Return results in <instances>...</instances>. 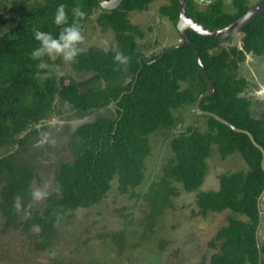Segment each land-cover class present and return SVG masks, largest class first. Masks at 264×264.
<instances>
[{"label": "trees", "instance_id": "16d2710c", "mask_svg": "<svg viewBox=\"0 0 264 264\" xmlns=\"http://www.w3.org/2000/svg\"><path fill=\"white\" fill-rule=\"evenodd\" d=\"M153 1L122 0L117 7L105 9L96 0H0L1 224L25 236L31 250L49 251L58 242L61 225L75 210L100 205L113 191L133 200V206L122 215L119 226L104 225L92 238L108 241L117 255L140 247L147 252L145 238L172 207L179 187L194 192L196 214L201 217L229 211L208 242L215 252L197 264H264V240L258 233L264 195L261 152L246 133L232 130L211 115H201L203 124H198L200 115H195L193 105L206 84L192 50L186 45L172 50L179 43L175 40L170 46L146 51L141 42L145 31L131 21L132 13L146 11ZM199 2L185 0L187 12L210 29L228 25L251 6L246 0H231L233 10L228 11L224 0H210L202 7ZM61 4L66 19L56 24L54 16ZM76 7L83 17L75 15ZM158 12L176 29V0H165ZM92 18L112 32L115 48L90 45L84 49L82 39L75 45L69 68L62 71L58 69L62 52L33 56L41 47L35 31L59 39L65 27L75 24L83 37ZM188 35L213 85V92L200 100L199 108L248 131L264 151V108L254 112L246 94L250 79L240 69L247 59L264 69V11L244 26L238 44L235 36L213 39L192 31ZM117 53L128 56L126 64L114 59ZM188 112L194 117L184 124ZM85 116L89 119L67 133L73 158L53 168L51 189L46 190L43 205L36 206L31 193L41 181L25 158L36 159L32 144L28 145L30 135L39 137L53 118L63 126V118ZM158 134L163 135L161 155L147 170L150 140ZM213 148L218 154L214 158L223 161L236 153L247 168L223 172L218 175L217 189L201 190ZM129 235L133 240L127 245ZM88 240H82V245ZM155 243L156 252L146 253L150 259L160 253L161 240ZM57 256L53 252L52 261L46 264H67Z\"/></svg>", "mask_w": 264, "mask_h": 264}, {"label": "rangeland", "instance_id": "374dc122", "mask_svg": "<svg viewBox=\"0 0 264 264\" xmlns=\"http://www.w3.org/2000/svg\"><path fill=\"white\" fill-rule=\"evenodd\" d=\"M198 1H200V7L205 4V1ZM256 1L246 0L251 5ZM164 2L165 0H154L146 11L135 12L131 15V21L138 23L145 31V36L141 42L147 46L146 51H156L163 46L174 44L175 40L179 41L176 29L165 16L160 15L158 12L159 6ZM16 4L19 3H14V6ZM11 5H13V2ZM22 7H24L23 3H21ZM224 8L228 11L233 10L231 0H224ZM237 39L238 35L235 36L234 41H237ZM90 45L101 48H115V39L112 32L108 29L103 30L95 23L93 18L84 27L81 46L85 49ZM53 56L60 55L55 54ZM69 61L65 60L62 54V63H60L58 69L60 71L68 69ZM255 63L254 59H247L241 64L240 69L247 77H250L256 74ZM263 95L264 88L261 92V97ZM193 117L188 112V114L184 115L183 123H190ZM86 119H89V116L63 118L60 121L64 123L63 126H58L60 119L53 118V124L42 128L39 137L34 134L30 135V139H32L28 145L32 144L36 159L30 156L25 158L35 167L40 176L41 183L36 184L35 189L43 192L51 189L53 168L59 161L73 158L71 150L67 146V133H70L69 130L71 128ZM203 119L200 115L197 120L198 124H201ZM170 132L158 131L155 133ZM164 135L166 136V134ZM162 140L163 135L160 134L154 138L151 137L152 151L149 160L147 159V170L154 165L157 156L161 155ZM24 153L26 155L31 154L29 151ZM214 155L218 156L215 148H213V152L208 158V165L210 164L209 172L200 187L201 190L217 189L218 175L223 172L247 168L244 160L236 153L229 155L223 161H220L219 157L216 158L217 156L214 158ZM178 189V195L172 199V207L168 208L161 218H158L157 225L154 226V233L145 238V240H148L144 244L147 252H145L143 247H140L135 252L128 253L124 250L117 255L108 241L103 242L92 238L94 233L102 229L104 225L109 228L119 226L122 215L128 214L133 206V200H128L124 196L118 197L112 191L100 205L93 206L90 209L75 210L61 225L58 242L49 251L37 252L31 250L25 236L17 230L5 229L0 219V264H46L48 260L49 262L52 261L53 252H57V258L64 259L67 264H90L94 261L100 264H116L118 262L125 264H197L203 258L207 260L209 255L215 252L214 249L209 248L208 242L216 229L225 222V216L229 211L210 213L206 217H201L196 214L194 192H185L179 187ZM44 200L45 196L39 200H34V204L41 206ZM115 209L117 210L115 211ZM261 210L263 213L258 233L259 238L264 240V195L261 199ZM129 229L130 227L127 230L129 231ZM134 232L138 233V230L134 229ZM88 237V242L82 245L81 241ZM157 238L161 240L160 253L157 258L151 257L152 260L147 254L152 256L156 252L155 242ZM132 240L133 237L129 235L127 237V245Z\"/></svg>", "mask_w": 264, "mask_h": 264}, {"label": "water", "instance_id": "95a60500", "mask_svg": "<svg viewBox=\"0 0 264 264\" xmlns=\"http://www.w3.org/2000/svg\"><path fill=\"white\" fill-rule=\"evenodd\" d=\"M121 1L122 0H96L98 5H100L102 8H105V9H113V8L117 7ZM176 1H177L178 16H177V19L175 21V27H176L179 35H180V39H179V43L177 45H175L174 47H172L171 49L173 50L176 47L182 46V45H186V46L190 47V49L193 52L194 58H195L196 62L198 63L202 78L206 84V89L204 90V92H202L200 95H198V97L194 101L193 110H194L195 115H203V114L211 115L215 119L219 120L220 122H222L225 125H227L228 127H230L232 130L246 133L249 136L252 143L256 147H258V149L260 150V152H261L260 164H261L262 168L264 169V166H263L264 165V151L253 140L252 136L250 135V133L248 131H246L244 129H239V128L233 126L232 124L228 123L227 121H225L224 119H222L218 115L211 113V112L201 110L199 108L200 100L213 92V85L210 82V80L208 79V77L206 76L203 64H202V62L198 56V53H197L194 45L190 41L189 35H188V31H192L196 34H199V35H202V36H205L208 38H213V39H224V38L236 36V35L240 34V32L244 28V26L246 24H248L253 17H255L256 15H258L259 13L264 11V0H258L256 3L251 5L249 7V9H247L237 19H235L234 21H232L228 25H226L222 28H218V29H210V28L204 26L203 24H201L200 22L194 20L187 12L185 0H176ZM171 49H169V50H171ZM263 192L264 191H262V193ZM260 215H261V210L259 208V216Z\"/></svg>", "mask_w": 264, "mask_h": 264}, {"label": "clouds", "instance_id": "9594fccd", "mask_svg": "<svg viewBox=\"0 0 264 264\" xmlns=\"http://www.w3.org/2000/svg\"><path fill=\"white\" fill-rule=\"evenodd\" d=\"M73 11L75 15L78 17H83L84 15V13L79 11L78 7L74 8ZM65 19L66 18L64 12V5L61 4L58 6L56 10V14L54 16V22L56 24H60L61 22L65 21ZM34 37L36 40L40 41L41 44V47L34 50L33 52L34 57H38L45 52L50 55L53 52L56 53L62 52L65 60H71L75 56L77 50L75 45L78 44L83 39L80 28L75 24L65 27L63 32L59 36V39H52L50 34L39 30L35 31ZM114 59L116 61H119L120 64H126L129 58L126 55L117 53ZM31 195L33 199L39 200L41 197L46 196L47 193L39 189H36L33 190ZM16 206L19 207V197L16 198Z\"/></svg>", "mask_w": 264, "mask_h": 264}, {"label": "flooded vegetation", "instance_id": "af4514ba", "mask_svg": "<svg viewBox=\"0 0 264 264\" xmlns=\"http://www.w3.org/2000/svg\"><path fill=\"white\" fill-rule=\"evenodd\" d=\"M202 1L208 2L210 0H202ZM249 79L250 82L246 89V94L248 97L252 99L253 102L252 108L257 112H259L261 108H264V95L262 96L263 99L261 97V92L264 88V69L258 66L256 69V74L250 76Z\"/></svg>", "mask_w": 264, "mask_h": 264}, {"label": "crops", "instance_id": "0c3cea01", "mask_svg": "<svg viewBox=\"0 0 264 264\" xmlns=\"http://www.w3.org/2000/svg\"><path fill=\"white\" fill-rule=\"evenodd\" d=\"M236 44H238V41L236 42Z\"/></svg>", "mask_w": 264, "mask_h": 264}]
</instances>
